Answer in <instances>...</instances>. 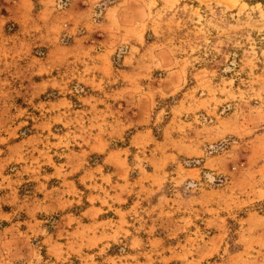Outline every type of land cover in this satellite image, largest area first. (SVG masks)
Wrapping results in <instances>:
<instances>
[{
  "label": "rangeland",
  "instance_id": "obj_1",
  "mask_svg": "<svg viewBox=\"0 0 264 264\" xmlns=\"http://www.w3.org/2000/svg\"><path fill=\"white\" fill-rule=\"evenodd\" d=\"M22 5L0 264H264V0Z\"/></svg>",
  "mask_w": 264,
  "mask_h": 264
},
{
  "label": "crops",
  "instance_id": "obj_2",
  "mask_svg": "<svg viewBox=\"0 0 264 264\" xmlns=\"http://www.w3.org/2000/svg\"><path fill=\"white\" fill-rule=\"evenodd\" d=\"M18 6L16 4H11L9 6H7V11L1 13L0 12V31L3 27H5V25L7 24V22L11 21V20H16V19H21L24 17V10H23V3L26 0H16Z\"/></svg>",
  "mask_w": 264,
  "mask_h": 264
}]
</instances>
